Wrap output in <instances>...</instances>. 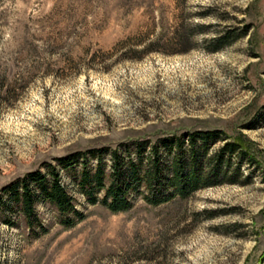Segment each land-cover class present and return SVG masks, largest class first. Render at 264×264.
Wrapping results in <instances>:
<instances>
[{
	"label": "rangeland",
	"instance_id": "rangeland-1",
	"mask_svg": "<svg viewBox=\"0 0 264 264\" xmlns=\"http://www.w3.org/2000/svg\"><path fill=\"white\" fill-rule=\"evenodd\" d=\"M206 131L215 184L185 198L152 205L141 184L112 212L78 188L99 167L108 185L115 154L122 177L145 170L154 146L168 176ZM225 139L245 154L212 175ZM52 169L84 217L64 228L38 197L32 232L6 188ZM0 264H264V0H0Z\"/></svg>",
	"mask_w": 264,
	"mask_h": 264
},
{
	"label": "trees",
	"instance_id": "trees-1",
	"mask_svg": "<svg viewBox=\"0 0 264 264\" xmlns=\"http://www.w3.org/2000/svg\"><path fill=\"white\" fill-rule=\"evenodd\" d=\"M225 37L226 36H224V38ZM221 39L223 38L217 39V47L223 44ZM250 127H252V124ZM218 133V131L192 133L189 136L188 142L189 161L184 163L180 160L174 161L171 166V173L168 176L160 175L161 168L159 160L157 156H155L157 155V147L154 146L152 148L153 154L150 156L149 164L146 165L148 168L146 167L145 170L140 171L139 166L137 167L131 164L128 168V175L122 177L117 172L118 168L116 167L118 165L117 163L120 161V156L115 154L112 174H110L108 185L104 183L103 169L99 167L92 177L88 176L86 172H83L78 182V188L89 204H96L99 202L112 212L128 210L133 202V192H136L137 189L141 187V184H144L147 190L144 199L152 205L165 203L174 198V196L185 198L201 187L215 184L213 180L207 179V177L203 176L202 172L196 169L198 162L197 151L203 152L202 155H204L208 150L207 145L197 146V138H201L204 141H215ZM241 143V140H226L219 151L211 156L209 161L212 163V168L210 170L212 175H217L219 173L220 170L217 168V161L219 160L220 162L223 154H245ZM182 147L183 142L181 140L176 144V151H182ZM74 157L75 155L59 159L58 161L63 165L67 161L68 164H71L70 160ZM217 158L219 159L217 160ZM184 168L187 169L185 173L183 172ZM28 177L30 179H28ZM30 182L35 187L34 189H36L35 191L38 193V196H35L33 190L31 195ZM100 191H103V195L98 198L96 194ZM6 192L10 196L9 198L16 203L18 212L23 216L27 227L31 228L32 232L36 229L43 228V224L35 212L34 206L38 197H42L43 200L53 207L57 213L58 222L64 228L74 226L77 221L84 217L82 212L77 210L73 196L70 195L61 184L59 176L54 169L50 170L47 175L38 171L30 173L27 178L21 180L20 190H18V186L11 185L8 189L6 188ZM5 223L11 224L8 219H5Z\"/></svg>",
	"mask_w": 264,
	"mask_h": 264
}]
</instances>
